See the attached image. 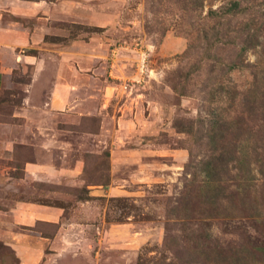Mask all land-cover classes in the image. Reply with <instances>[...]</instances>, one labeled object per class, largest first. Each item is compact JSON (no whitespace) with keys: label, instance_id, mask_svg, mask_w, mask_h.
<instances>
[{"label":"rangeland","instance_id":"obj_1","mask_svg":"<svg viewBox=\"0 0 264 264\" xmlns=\"http://www.w3.org/2000/svg\"><path fill=\"white\" fill-rule=\"evenodd\" d=\"M76 1L57 40L94 54L81 106L100 112L22 110L29 68L0 91V264L17 232L46 238L37 264H264V30H241L264 0ZM30 204L60 218L16 222Z\"/></svg>","mask_w":264,"mask_h":264},{"label":"crops","instance_id":"obj_2","mask_svg":"<svg viewBox=\"0 0 264 264\" xmlns=\"http://www.w3.org/2000/svg\"><path fill=\"white\" fill-rule=\"evenodd\" d=\"M74 2L78 1L0 0V91L12 82L11 77L16 70L29 68L30 79L22 86L24 95L21 108L24 111L36 107L45 112L78 111L81 114L83 108L86 110L84 114L100 112L98 108L96 111V108L81 106L85 99L95 97L100 90L83 91L80 88L86 81L89 69L87 65L91 64L94 54L87 51L86 41L69 38L61 46L57 40L58 37L69 36L70 32L54 21L69 20L75 9ZM27 18L32 21H23ZM50 75V82L46 84L47 76ZM102 91L103 89L101 93ZM122 116H118L119 122ZM39 128L37 135L44 138L40 146L50 150L48 144L51 143L49 146L58 148L66 155L70 141L62 138L57 131L47 133L41 126ZM30 165L53 166L39 159L26 162L25 167ZM81 165V160L76 158L71 167L79 171ZM21 208L26 210L15 217L16 222L29 220L31 217L55 222L61 215V208L56 206L30 204ZM25 224L30 225L29 222ZM33 234L17 232L6 240V245L16 259L15 264H37L43 259L48 243L45 237Z\"/></svg>","mask_w":264,"mask_h":264},{"label":"trees","instance_id":"obj_3","mask_svg":"<svg viewBox=\"0 0 264 264\" xmlns=\"http://www.w3.org/2000/svg\"><path fill=\"white\" fill-rule=\"evenodd\" d=\"M249 7L247 6H241V3L240 1H234L232 3H230V5H228L226 7L225 10H223V7L218 10H216L217 12L219 11L220 13H225V12H228V13H231V14H234V13H242V12H246L248 10ZM260 11V14H264V7L259 10ZM264 30V25L263 26H253L252 25H248V24H245L241 30L244 32V35H245V38L244 40L246 41V44L247 46H251L252 44H257L258 42V39H259V36H260V33H259V30ZM242 65V64H240Z\"/></svg>","mask_w":264,"mask_h":264}]
</instances>
